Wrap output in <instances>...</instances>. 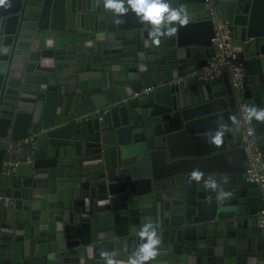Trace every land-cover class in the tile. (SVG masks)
Wrapping results in <instances>:
<instances>
[{
	"label": "water",
	"instance_id": "obj_1",
	"mask_svg": "<svg viewBox=\"0 0 264 264\" xmlns=\"http://www.w3.org/2000/svg\"><path fill=\"white\" fill-rule=\"evenodd\" d=\"M171 3L190 21L159 41L103 0L0 5V264H127L147 221L161 237L149 264H264L237 122L240 103L264 108V0ZM210 7L244 60L236 93L195 76L214 49L182 36H214ZM253 128L264 160V121ZM219 132L218 155L184 160ZM29 136L32 162L2 174L8 144Z\"/></svg>",
	"mask_w": 264,
	"mask_h": 264
},
{
	"label": "built area",
	"instance_id": "obj_2",
	"mask_svg": "<svg viewBox=\"0 0 264 264\" xmlns=\"http://www.w3.org/2000/svg\"><path fill=\"white\" fill-rule=\"evenodd\" d=\"M205 2L207 5H211V0H205ZM210 15L214 23V57L209 65L198 70L195 76L200 80L212 82L226 73L231 88L236 93L242 89L243 85L244 60L233 52L229 31L225 24L217 21L213 7H210ZM247 109L245 103H240L237 115V122L241 128L240 145L246 158L245 180L257 185L264 199V160L258 144V137L253 128V120L247 118ZM35 148L36 139L34 136L9 143L2 165V174L12 175L19 165L31 163ZM258 217L264 221V201Z\"/></svg>",
	"mask_w": 264,
	"mask_h": 264
},
{
	"label": "clouds",
	"instance_id": "obj_3",
	"mask_svg": "<svg viewBox=\"0 0 264 264\" xmlns=\"http://www.w3.org/2000/svg\"><path fill=\"white\" fill-rule=\"evenodd\" d=\"M6 0H0L3 5ZM106 10L117 18L126 15L129 11L146 25L154 40L159 41L164 37H171L177 30V25H186L190 21L187 10L173 7L171 0H103ZM249 120L264 121V108L251 106L247 109ZM223 132L215 137V142L220 143ZM222 196L229 195L221 193ZM140 244L137 250L128 257L127 264H149L159 252L161 237L158 233V224L147 221L138 229ZM105 264H118L115 254L102 253Z\"/></svg>",
	"mask_w": 264,
	"mask_h": 264
},
{
	"label": "crops",
	"instance_id": "obj_4",
	"mask_svg": "<svg viewBox=\"0 0 264 264\" xmlns=\"http://www.w3.org/2000/svg\"><path fill=\"white\" fill-rule=\"evenodd\" d=\"M183 37L186 38H192V39H200L202 41V43L206 44L209 43L210 46L214 49V36H213V28H211L208 24L204 25V26H199L196 28H189L188 30H186L185 33H182ZM224 80L227 84H229V81L227 79V77H225V79L219 78L215 81H219L220 83L219 86H223L224 85ZM222 140V139H221ZM222 142V141H221ZM215 143L213 142V137H210V140L207 141H198L196 144V147H194L195 151H194V155L195 156H189L188 158H185L184 160L188 159V160H200L202 159L204 160H209L211 159L213 156L218 155L219 150L222 149L223 147V143ZM229 147H227L228 149ZM217 153V154H216ZM221 154V153H220ZM225 159H222L221 163L228 164L229 163V159H231V157H224ZM229 166V165H227ZM257 221L262 223V225L264 226V221L262 219H260L258 217V213H257Z\"/></svg>",
	"mask_w": 264,
	"mask_h": 264
}]
</instances>
